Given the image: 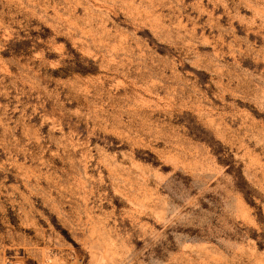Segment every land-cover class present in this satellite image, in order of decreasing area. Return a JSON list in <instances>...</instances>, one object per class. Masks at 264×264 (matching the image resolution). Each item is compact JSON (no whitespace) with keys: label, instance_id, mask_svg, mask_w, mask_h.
Returning a JSON list of instances; mask_svg holds the SVG:
<instances>
[{"label":"rangeland","instance_id":"obj_1","mask_svg":"<svg viewBox=\"0 0 264 264\" xmlns=\"http://www.w3.org/2000/svg\"><path fill=\"white\" fill-rule=\"evenodd\" d=\"M0 264H264V0H0Z\"/></svg>","mask_w":264,"mask_h":264}]
</instances>
